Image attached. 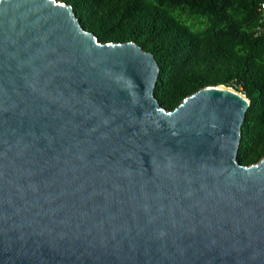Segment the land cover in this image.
Masks as SVG:
<instances>
[{
  "label": "water",
  "instance_id": "1",
  "mask_svg": "<svg viewBox=\"0 0 264 264\" xmlns=\"http://www.w3.org/2000/svg\"><path fill=\"white\" fill-rule=\"evenodd\" d=\"M157 72L69 4L0 0V264H264L249 100L206 85L167 110Z\"/></svg>",
  "mask_w": 264,
  "mask_h": 264
},
{
  "label": "trees",
  "instance_id": "2",
  "mask_svg": "<svg viewBox=\"0 0 264 264\" xmlns=\"http://www.w3.org/2000/svg\"><path fill=\"white\" fill-rule=\"evenodd\" d=\"M99 42H135L158 66L153 96L170 110L206 85L249 100L235 159L264 157V0H59Z\"/></svg>",
  "mask_w": 264,
  "mask_h": 264
},
{
  "label": "built area",
  "instance_id": "3",
  "mask_svg": "<svg viewBox=\"0 0 264 264\" xmlns=\"http://www.w3.org/2000/svg\"><path fill=\"white\" fill-rule=\"evenodd\" d=\"M260 7L263 9V13H264V2H262V3L260 4Z\"/></svg>",
  "mask_w": 264,
  "mask_h": 264
}]
</instances>
